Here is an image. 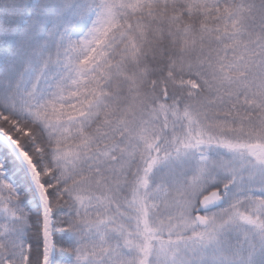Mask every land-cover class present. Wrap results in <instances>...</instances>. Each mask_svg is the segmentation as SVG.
Returning a JSON list of instances; mask_svg holds the SVG:
<instances>
[{
	"label": "snow or ice",
	"instance_id": "1",
	"mask_svg": "<svg viewBox=\"0 0 264 264\" xmlns=\"http://www.w3.org/2000/svg\"><path fill=\"white\" fill-rule=\"evenodd\" d=\"M0 264H264V0H0Z\"/></svg>",
	"mask_w": 264,
	"mask_h": 264
}]
</instances>
